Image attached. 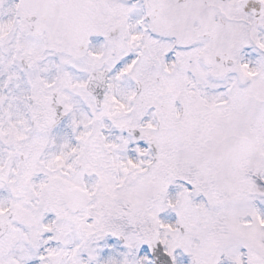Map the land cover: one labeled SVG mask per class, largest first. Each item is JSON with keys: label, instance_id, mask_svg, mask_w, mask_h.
I'll use <instances>...</instances> for the list:
<instances>
[{"label": "snow or ice", "instance_id": "obj_1", "mask_svg": "<svg viewBox=\"0 0 264 264\" xmlns=\"http://www.w3.org/2000/svg\"><path fill=\"white\" fill-rule=\"evenodd\" d=\"M0 264H264V0H0Z\"/></svg>", "mask_w": 264, "mask_h": 264}]
</instances>
